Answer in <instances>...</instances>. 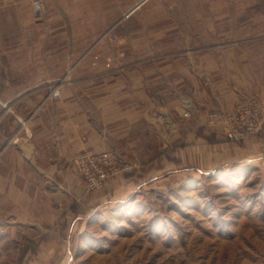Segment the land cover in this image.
Returning <instances> with one entry per match:
<instances>
[{
    "label": "rangeland",
    "instance_id": "374dc122",
    "mask_svg": "<svg viewBox=\"0 0 264 264\" xmlns=\"http://www.w3.org/2000/svg\"><path fill=\"white\" fill-rule=\"evenodd\" d=\"M140 1H41V9L32 3L0 1V92L7 90V80L33 75L37 68L32 59H62L64 50H53L66 43L73 46L75 61L101 37V52L114 57L122 70L179 61L184 94L180 102L187 99L202 112L228 109L250 98L227 105L215 91L240 85L231 76L242 72L264 78V0H145L135 8ZM56 9L62 15L68 10L71 18L54 20ZM23 19L31 22L22 25ZM64 24L77 31L61 38L50 33ZM243 58L249 64L241 62ZM41 69L53 73L60 67ZM194 94L207 105L194 104ZM14 106L16 100L0 98V117L2 110ZM184 119L189 121L180 122L183 137L191 130H209L206 140L227 142L218 139L219 131L202 115ZM9 126L7 120L6 132ZM169 140L158 134L154 163L132 162L135 170L122 175L150 172L132 200L135 206L115 231L121 238L114 237L106 249L118 251L120 246L121 263L128 264L132 235L141 264H264V153L245 148L244 142L233 143L231 157L209 168H191L178 165L173 157L182 139L170 135ZM162 159L169 162L162 164Z\"/></svg>",
    "mask_w": 264,
    "mask_h": 264
},
{
    "label": "crops",
    "instance_id": "0c3cea01",
    "mask_svg": "<svg viewBox=\"0 0 264 264\" xmlns=\"http://www.w3.org/2000/svg\"><path fill=\"white\" fill-rule=\"evenodd\" d=\"M0 1L33 5L35 0ZM41 1L67 4L81 0ZM54 12V20L71 18L59 9ZM23 21L22 25L31 22ZM50 31L61 38L77 30L64 24ZM100 39L75 61L73 46L61 44L53 51L63 49L64 58L32 59L37 68L33 75L22 74L15 81L4 82L8 87L0 92V98L14 99L16 106L2 110L0 117V264H122L120 246L118 251H109L106 244L115 241L116 229L135 206L132 200L150 172L119 176L88 191L73 162L86 148L112 150L134 163H154L160 134L168 142L170 135L182 139L173 151L181 166L209 168L231 157L234 144L206 140L209 130H191L184 137L179 133L180 122L189 121L182 117L179 61L122 70L114 57L101 52ZM246 59L241 62L247 65ZM49 66L60 69L53 73L41 69ZM231 77L240 85L215 91L216 98L227 105L263 96L264 78L246 72ZM190 100L207 105L199 94ZM159 113H164L169 123L158 120ZM7 120L10 126L6 132ZM243 145L264 153V137L246 140ZM168 162L161 160L162 164ZM128 239V264H141L137 244L133 245L132 235Z\"/></svg>",
    "mask_w": 264,
    "mask_h": 264
},
{
    "label": "built area",
    "instance_id": "2783aa9c",
    "mask_svg": "<svg viewBox=\"0 0 264 264\" xmlns=\"http://www.w3.org/2000/svg\"><path fill=\"white\" fill-rule=\"evenodd\" d=\"M34 6L43 7L41 0ZM184 118L202 115L207 124L217 129L229 142L240 144L246 140L264 136V94L239 101L228 109H208L201 111L189 100L181 102ZM163 123H169L166 115H158ZM77 173L88 191L103 187L108 181L133 172L136 164L112 150L96 151L86 148L73 159Z\"/></svg>",
    "mask_w": 264,
    "mask_h": 264
},
{
    "label": "water",
    "instance_id": "95a60500",
    "mask_svg": "<svg viewBox=\"0 0 264 264\" xmlns=\"http://www.w3.org/2000/svg\"><path fill=\"white\" fill-rule=\"evenodd\" d=\"M143 1H145V0H143ZM143 1H142V2H143ZM142 2H140L139 4H137V6H135V8L138 7ZM135 8H134V9H135ZM134 9H133V10H134Z\"/></svg>",
    "mask_w": 264,
    "mask_h": 264
}]
</instances>
